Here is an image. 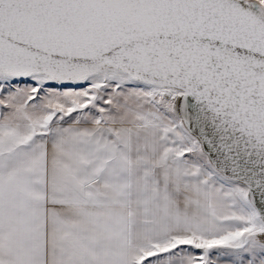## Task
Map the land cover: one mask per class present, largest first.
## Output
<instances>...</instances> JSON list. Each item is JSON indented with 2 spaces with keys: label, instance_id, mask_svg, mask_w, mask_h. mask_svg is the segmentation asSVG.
Wrapping results in <instances>:
<instances>
[{
  "label": "snow or ice",
  "instance_id": "obj_1",
  "mask_svg": "<svg viewBox=\"0 0 264 264\" xmlns=\"http://www.w3.org/2000/svg\"><path fill=\"white\" fill-rule=\"evenodd\" d=\"M0 264H264V0H0Z\"/></svg>",
  "mask_w": 264,
  "mask_h": 264
}]
</instances>
